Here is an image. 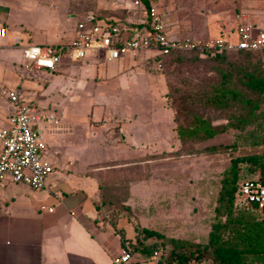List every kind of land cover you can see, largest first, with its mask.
<instances>
[{"label": "rangeland", "instance_id": "rangeland-1", "mask_svg": "<svg viewBox=\"0 0 264 264\" xmlns=\"http://www.w3.org/2000/svg\"><path fill=\"white\" fill-rule=\"evenodd\" d=\"M70 1L73 5L82 2L78 7L84 6V15L107 18V12L119 16L123 11L112 8L114 0ZM159 10L174 37L216 36L219 21L235 13L264 28V0H160ZM133 17L140 21L144 16L137 13ZM127 58L134 63L133 69L115 77H74L65 91L58 88L53 96L19 98L39 113L55 117L62 128L65 124V129L59 130L65 133L45 132L46 155L55 163L54 148H59L69 156L68 168L96 176L100 220L134 225L151 218L155 228H150L166 236L204 242L208 223L214 219L213 199L220 173L232 158L264 152V145L230 147L237 133L232 128L205 141L179 139L177 126L190 123L191 108L213 124L227 121L224 111L212 109L204 98L218 80L219 68L225 66L222 62L172 57L159 67L153 64L149 51ZM68 61L81 60L65 59L66 65ZM228 62L242 66L257 63L264 70V53L247 57L231 54L224 63ZM122 127L126 140L120 137ZM146 136L152 142L146 141ZM211 146L219 150L207 152ZM102 195L109 203H102ZM127 202L132 219L125 211L117 213L118 206ZM160 254L157 250L152 256Z\"/></svg>", "mask_w": 264, "mask_h": 264}, {"label": "crops", "instance_id": "crops-1", "mask_svg": "<svg viewBox=\"0 0 264 264\" xmlns=\"http://www.w3.org/2000/svg\"><path fill=\"white\" fill-rule=\"evenodd\" d=\"M79 5L70 0H0V25L6 29V36L0 40V128L7 125L11 114L10 91H16L23 99H38L39 94L53 96L58 88L63 91L74 77L109 79L133 69L134 63L128 56L111 61L89 56L79 62L68 61L67 65L62 59L53 71H26L22 45L69 43L84 15V6ZM133 6L132 0H114L112 8L119 7L122 15L107 12V18L135 23L134 17L124 11ZM61 125L48 133H65L59 131L66 127ZM120 137L127 139L123 127ZM54 149L55 163L48 156L54 171L45 190L36 191L11 181L0 186V264H113L112 258L123 247L116 230L122 228L126 237L133 239L132 223L125 221L114 227L100 220V187L96 176L68 168L69 156L59 148ZM41 204L52 205L54 210L41 211ZM126 204L131 208L130 203ZM152 221L140 220L142 226L155 228L150 224ZM159 257L147 258L132 252L131 259L124 264H158Z\"/></svg>", "mask_w": 264, "mask_h": 264}, {"label": "trees", "instance_id": "trees-1", "mask_svg": "<svg viewBox=\"0 0 264 264\" xmlns=\"http://www.w3.org/2000/svg\"><path fill=\"white\" fill-rule=\"evenodd\" d=\"M148 6L149 3L142 0L141 5L127 8L135 17L137 13L144 16L142 20L131 23V27H140L146 23ZM96 17L103 18L100 15ZM116 21L119 26H123L120 21ZM168 34L172 35L169 29ZM261 53L264 51H188L151 56L156 66L159 62L163 65L165 59L172 57L207 58L225 65L219 68V78L204 98L212 109L224 111L227 121L224 124H213L210 119L191 108L190 123L186 126L178 125L176 129L181 141H205L232 128L237 133H234L230 147L264 145V70L257 63L251 66L224 63L231 54L247 57ZM206 150L214 153L219 148L211 146ZM257 179L264 181V152L231 159L229 166L220 173L213 199L214 219L208 223L209 231L204 242L166 236L153 228L142 226L137 221L133 223V239L126 237L122 228H117L116 231L121 236L123 247L127 244L131 252L151 257L159 250L161 254L158 264H264V207L258 208L257 205L247 202L240 189L242 182ZM101 201L103 204L109 203L103 195ZM118 208L117 213L125 211L126 216L132 219L129 205L122 203ZM110 223L116 226V221Z\"/></svg>", "mask_w": 264, "mask_h": 264}, {"label": "built area", "instance_id": "built-area-1", "mask_svg": "<svg viewBox=\"0 0 264 264\" xmlns=\"http://www.w3.org/2000/svg\"><path fill=\"white\" fill-rule=\"evenodd\" d=\"M147 21L140 27L119 26L116 20L98 18L92 13L76 24L74 38L65 45H22L26 71H53L62 59L82 60L98 56L103 61L150 52L151 56L173 52L195 51L222 53L232 51H264V28L256 26L243 14L235 13L219 21L220 33L206 38L174 37L159 10L160 0H146ZM139 6L142 0H132ZM6 29L0 25V40ZM159 67L161 63L157 64ZM11 114L5 127L0 128V186L11 181L33 190L43 191L54 167L46 155L45 132L58 129L59 121L52 115L39 113L21 101L16 91L8 92ZM247 202L264 207V181L246 180L240 184ZM41 211L52 212L54 206L41 204ZM131 252L122 247L112 258L113 264H124Z\"/></svg>", "mask_w": 264, "mask_h": 264}]
</instances>
